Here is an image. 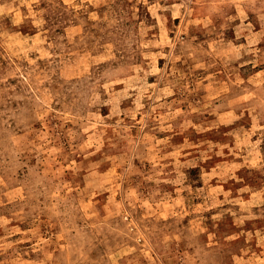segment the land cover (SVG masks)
<instances>
[{
    "label": "rangeland",
    "instance_id": "374dc122",
    "mask_svg": "<svg viewBox=\"0 0 264 264\" xmlns=\"http://www.w3.org/2000/svg\"><path fill=\"white\" fill-rule=\"evenodd\" d=\"M0 264H264V0H0Z\"/></svg>",
    "mask_w": 264,
    "mask_h": 264
}]
</instances>
